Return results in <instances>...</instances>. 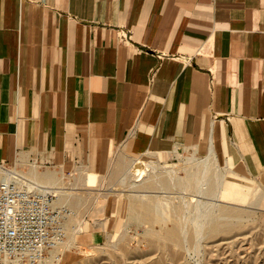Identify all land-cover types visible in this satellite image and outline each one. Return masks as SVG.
<instances>
[{"label":"crops","instance_id":"obj_1","mask_svg":"<svg viewBox=\"0 0 264 264\" xmlns=\"http://www.w3.org/2000/svg\"><path fill=\"white\" fill-rule=\"evenodd\" d=\"M184 150L221 166L224 202L264 193V0H0V166ZM113 200L69 227L78 246Z\"/></svg>","mask_w":264,"mask_h":264},{"label":"rangeland","instance_id":"obj_2","mask_svg":"<svg viewBox=\"0 0 264 264\" xmlns=\"http://www.w3.org/2000/svg\"><path fill=\"white\" fill-rule=\"evenodd\" d=\"M187 155L188 151L184 150L170 157L145 155L137 160H129L115 154L110 160L104 161L97 173L93 174L95 186L82 184L83 175L86 172L80 167L74 168L68 176H61L55 173L54 169L43 164L22 160L17 166H1L0 170H8L30 182H33L30 176L32 168L37 174H55L58 180L56 188L62 189L67 194L66 200L61 201L58 198V203H63L72 213L65 223L67 227L65 240L68 234L74 231L69 230L68 227L77 223V219L81 218L87 207L93 202L99 204L106 197L114 199L116 205L112 228L107 232L105 241L96 246H78L76 236L79 231L74 237L75 246L70 252L62 254L61 246H59L56 250L44 255L45 264H264L263 192L256 189L247 202L231 204V202H224L221 199L223 195L218 196V192L213 198L206 193L198 195L176 188L155 187L154 183L161 180H167L171 185L174 183L164 173L165 168L168 167L173 169L174 173L170 176L174 179L189 178L194 174L196 178L201 177L206 180L205 187L216 186L222 172L221 166L214 165L212 159H205V156L200 153L195 156L196 159L188 158ZM147 161L157 165V172L155 175L152 173L145 175L144 180L138 184L139 180H135V177L137 172L141 173L145 170ZM205 161L208 163L207 167L203 174H200L203 169L202 163ZM155 199H168L170 205L172 204V207L176 209V214L166 222L157 220L154 222L155 216L148 214L144 210V205L151 204ZM182 199L187 205L196 200L206 203L215 202L217 209L239 212L240 219L230 222L222 221L221 224H225L227 229L223 225V229L217 232L218 234H209L206 238L204 235L201 238L200 235V237H193L194 239L190 234V224L186 221L189 241L182 247L180 242L177 245L176 239L169 238V234L178 221L175 216L179 217L184 212L187 214L185 209L181 210ZM231 224H233L232 227ZM0 264L11 263L0 259Z\"/></svg>","mask_w":264,"mask_h":264},{"label":"built area","instance_id":"obj_3","mask_svg":"<svg viewBox=\"0 0 264 264\" xmlns=\"http://www.w3.org/2000/svg\"><path fill=\"white\" fill-rule=\"evenodd\" d=\"M13 176L0 182V259L11 264H42L47 252L64 243L71 212L58 203L57 189L36 187Z\"/></svg>","mask_w":264,"mask_h":264},{"label":"bare ground","instance_id":"obj_4","mask_svg":"<svg viewBox=\"0 0 264 264\" xmlns=\"http://www.w3.org/2000/svg\"><path fill=\"white\" fill-rule=\"evenodd\" d=\"M188 158H191V157H188ZM207 164H208L207 161L202 163L203 169H202V172L200 174H203L205 167H207ZM156 170H157V165L152 161H147L145 170H143L141 173L137 172L135 180H139V182H137V183L140 184L144 180L145 175L148 176L150 173L155 175L157 172ZM127 172H128V170H127ZM164 173L169 178V180L174 181V183L171 185L170 183L167 182V180H161V181L154 183V184H156L155 187L158 186L161 189L176 188L177 190H180V191L189 192V193L193 192V193H196L198 195H204L206 193L207 196L213 197V198L216 197V195H217V192H218L217 184L213 188L205 187L206 186V183H205L206 180H204L201 177L196 178V176L194 174L192 175V177H189V178H186V177L185 178H177L176 177L174 179V178H172V176H170V174L174 173L173 169L170 167L165 168ZM13 175L14 174L10 173L8 170H4V171L0 170V182H7L8 180H10V178L15 177ZM30 176L33 179V182L29 181L30 183H32V185H35L36 187H40V188L41 187L55 188L58 190V194L60 196L59 199L61 201L66 200L65 197L67 194L65 192H63L62 189L56 188L58 180H56L55 174H53V173L37 174L36 170L34 168H32L30 170ZM94 176L95 175L86 172L83 175L82 184L84 186H90L89 184H92V186H93L95 184V182L93 184ZM181 201H182V204H181L182 209L181 210L185 209L187 211V214H186V212H184L179 217L175 216L178 221H177V224L173 227L172 232L169 234V238L176 239L177 245H179L178 242H180L182 247H184V245H186L187 241H189V239H188L189 236L187 237L189 229L186 228V226H185L186 221L190 224V226H189L191 228L190 234H192V236L191 235L190 236L192 238L193 237L194 238L200 237V235H201V238H202V235H204L206 238V235H208V237H209V234L212 235L213 233H217V232L219 233V231H221L223 229L222 226L223 225L225 226V224H221L222 221L223 222H228V221L230 222V221H236V219H240L241 214H239V212L233 213L232 211H228L226 209H217L215 207L216 206L215 202L206 203V202L196 200L194 203L192 202V204L187 205L185 203L184 199H182ZM144 210L148 214H152L153 217L155 216V218L153 220L154 222H156V220L166 222L172 216H174L176 214V209L174 207H172V204L170 205L168 199L167 200L155 199L152 201L151 204H148L146 206L144 205ZM179 212H180V210H179ZM248 214H250V212H248ZM70 215L72 216V213ZM72 219H73V217H72ZM250 221H252V220H250ZM140 223H143V222H140ZM232 225L233 224H231V227H232ZM65 227H66V225H65ZM230 228L228 230H230ZM234 228H236V227L234 226ZM66 229H67V227H66ZM147 229H149V227H147ZM225 229H227L226 226H225ZM69 230H71V229H69ZM79 231H80V228L77 227L74 231H72L68 234V237L66 238L65 242L60 247V252L62 254H66V253L70 252L71 249L75 246V242H74L75 238L74 237ZM225 232H227V231H225ZM186 238H187V240H186ZM193 239H192V242H193ZM190 241H191V238H190ZM189 244H191V243H189ZM52 259H54V258H52ZM42 264H45V262H43Z\"/></svg>","mask_w":264,"mask_h":264}]
</instances>
